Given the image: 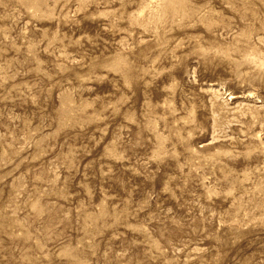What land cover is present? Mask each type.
Listing matches in <instances>:
<instances>
[{"label":"rangeland","instance_id":"obj_1","mask_svg":"<svg viewBox=\"0 0 264 264\" xmlns=\"http://www.w3.org/2000/svg\"><path fill=\"white\" fill-rule=\"evenodd\" d=\"M0 264H264V0H0Z\"/></svg>","mask_w":264,"mask_h":264}]
</instances>
